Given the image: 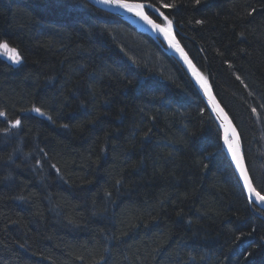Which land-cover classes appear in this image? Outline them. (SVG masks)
<instances>
[{"label":"trees","instance_id":"1","mask_svg":"<svg viewBox=\"0 0 264 264\" xmlns=\"http://www.w3.org/2000/svg\"><path fill=\"white\" fill-rule=\"evenodd\" d=\"M165 2L264 194V0ZM0 42V264H264V213L162 43L86 0H0Z\"/></svg>","mask_w":264,"mask_h":264},{"label":"water","instance_id":"2","mask_svg":"<svg viewBox=\"0 0 264 264\" xmlns=\"http://www.w3.org/2000/svg\"><path fill=\"white\" fill-rule=\"evenodd\" d=\"M90 4L100 8L103 11H106L108 13H111L113 15H116L119 17L121 20L124 22L128 23L138 31L149 35L152 37L154 40L162 43L164 47L167 49L166 51L168 52L169 55L174 57V59L181 65V67L184 69V71L187 73L189 76L191 82L193 83L194 87L200 94L201 98L203 99L206 107L208 108L209 112L211 113L213 119L217 123L218 127L220 128L221 131V144H222V150L226 154L241 186L242 189L249 201L247 189L244 187V182L241 177L240 169L237 168L236 161L233 159L232 152L229 151L228 147V142L226 143L229 139H231L232 144L234 146L233 150L238 152V156L241 160V164L248 174L249 178L250 175L247 171V167L245 164V159L243 155V148H242V143L240 139V135L233 124L232 120L230 119L229 115L226 113V111L223 109L221 104L219 103L218 99L214 95L209 82L206 80V78L203 76V74L200 72V70L196 67L184 47L181 45L179 42L176 34H175V27L172 24V32H171V38H174V42L179 45V48L183 50V55L181 54L180 51L177 50V48L170 46L169 40L165 39L164 35L162 33L153 31V29L145 24L142 20L139 18L135 17L131 13L125 12L122 9H115L112 7H109L105 4L102 3H97L96 0H86ZM146 11H151L154 14L158 15L157 13L154 12L153 9H145ZM160 23V22H157ZM162 24V23H161ZM203 85V86H202ZM251 180V178H250ZM254 186V185H253ZM253 205H255L257 208H259L261 211L264 212V204H259L256 202H252Z\"/></svg>","mask_w":264,"mask_h":264},{"label":"snow or ice","instance_id":"3","mask_svg":"<svg viewBox=\"0 0 264 264\" xmlns=\"http://www.w3.org/2000/svg\"><path fill=\"white\" fill-rule=\"evenodd\" d=\"M96 2L105 4L115 9H122L125 12L131 13L135 17L142 20L145 24L149 25L153 29V31L162 33L165 39L169 40L170 46L177 48V50L180 51L183 55V50L180 49L179 45L174 42V38H171L173 22L167 15H165V12L163 11L165 9H173L175 7L174 3H168L165 2V0H157V6L152 4L151 2H148V0H96ZM199 2L200 0H196V3ZM145 9H153L154 12L158 14L159 18H161L165 23H157V21L154 20ZM197 23H202V21H197ZM0 49H2L5 54H9L8 59L13 63H19L21 61V55L19 54L17 49L10 47L7 42H0ZM237 79H239V77H237ZM31 111L41 116L45 115V113L39 107H33ZM6 117L7 113L4 111H0V118ZM49 119H51V117H49ZM21 123L22 121L17 118L11 122V127H18L21 125ZM227 142L228 141L226 139V143ZM229 151L232 152L233 159L236 161L237 168L240 169L244 187L247 189L249 203L256 202L259 204H264V194H262L261 191L257 190V188L253 186L252 181L250 180L248 174L241 164L238 152L233 150L231 145H229Z\"/></svg>","mask_w":264,"mask_h":264},{"label":"rangeland","instance_id":"4","mask_svg":"<svg viewBox=\"0 0 264 264\" xmlns=\"http://www.w3.org/2000/svg\"><path fill=\"white\" fill-rule=\"evenodd\" d=\"M156 15V14H155ZM156 16H158V15H156ZM159 17V16H158ZM160 20H162L161 18H160ZM158 22V21H157ZM160 23H165L163 20H162V22H160ZM163 45V44H162ZM167 50V49H166ZM167 52V51H166ZM168 53V52H167ZM8 55L9 54H5L4 53V51L2 50V49H0V57L1 58H3L4 60H6V61H8L9 63H11V64H13V65H17L18 63H13L11 60H9L8 59ZM174 58V57H173ZM189 77V76H188ZM190 79V78H189ZM193 84V83H192ZM203 100V99H202ZM259 209V208H258Z\"/></svg>","mask_w":264,"mask_h":264},{"label":"bare ground","instance_id":"5","mask_svg":"<svg viewBox=\"0 0 264 264\" xmlns=\"http://www.w3.org/2000/svg\"><path fill=\"white\" fill-rule=\"evenodd\" d=\"M196 67H197V66H196ZM240 139H241V138H240ZM241 143H242V142H241ZM229 145H231L232 148H234L231 139L228 140V147H229ZM245 164H246V162H245ZM246 167H247V166H246ZM247 171H248V169H247ZM248 173H249V172H248ZM262 212H263V211H262ZM263 213H264V212H263Z\"/></svg>","mask_w":264,"mask_h":264}]
</instances>
